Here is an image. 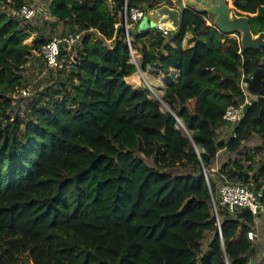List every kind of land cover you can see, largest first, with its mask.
I'll return each mask as SVG.
<instances>
[{"label":"trees","instance_id":"obj_1","mask_svg":"<svg viewBox=\"0 0 264 264\" xmlns=\"http://www.w3.org/2000/svg\"><path fill=\"white\" fill-rule=\"evenodd\" d=\"M46 2L51 31L87 32L74 53L63 44L56 68L35 57L45 76L17 99L31 83L29 60L53 37L26 43L36 16L18 11L38 6L0 0V264H264L248 237L264 211L231 210L219 191L227 181L264 186V87L240 121L224 118L250 100L240 81L260 67L264 46L243 50L238 32L223 34L194 9L168 35L138 23L131 46L146 80L136 89L116 27L123 0ZM166 3L128 0V16ZM229 3L255 35L264 31V0Z\"/></svg>","mask_w":264,"mask_h":264},{"label":"water","instance_id":"obj_2","mask_svg":"<svg viewBox=\"0 0 264 264\" xmlns=\"http://www.w3.org/2000/svg\"><path fill=\"white\" fill-rule=\"evenodd\" d=\"M186 9H194L198 12L212 15L213 23H211V25L215 26L223 34L231 35L240 32L242 34L241 46L243 50L261 49L264 46V31L255 35L251 29L250 19L247 16L237 15L233 6L229 3V0H214L209 4H198L193 0H178L175 2L174 6L164 4L148 10L147 14L139 22L138 32L156 29L158 25H162L170 32H176L179 29L181 18ZM120 27L124 31L127 30L126 23H123ZM130 31L134 30L130 29ZM133 63L137 66V70L140 71L143 80H146L139 63ZM240 83L250 99V101L244 105L243 113L245 114L251 101H257L262 96L264 87V57L260 62V67L256 69L254 74L245 76ZM167 108L169 109L168 106ZM194 145L198 151L197 145L195 143ZM257 199L260 203L264 202V186L258 193ZM213 205L216 215L218 216L214 198ZM218 225L221 232L220 223H218ZM222 242L224 245L223 240ZM251 264L257 263L255 260H252Z\"/></svg>","mask_w":264,"mask_h":264},{"label":"built area","instance_id":"obj_3","mask_svg":"<svg viewBox=\"0 0 264 264\" xmlns=\"http://www.w3.org/2000/svg\"><path fill=\"white\" fill-rule=\"evenodd\" d=\"M127 1L128 0H123L124 2V14L123 15L125 17L128 16ZM148 10L149 9L147 8L133 7L131 8L129 16H128V21L130 17L132 22L127 23V20H125L126 25H127V30L125 31V34H126L127 41L132 51V55L134 57H135V54H134L135 50L131 46L130 29L133 28L136 24H138L143 19V17L147 14ZM40 13L41 11L39 7H35L34 5H31L28 3L24 4L18 11V14L25 19H32L33 17L38 16ZM49 15L51 14L49 13ZM119 25H122V23L120 24L118 23L116 27L118 28ZM156 29L163 31L166 35H168L169 33H173L165 29L162 25H158ZM86 32L87 30L82 31V32L71 31L64 38L54 37L53 39L48 41L46 44H44L40 50V54L43 55V58L45 62L47 63V65L53 68L60 66L59 58H60L61 47L63 46V44H66L68 50L74 53L75 46H77V44L82 41L83 36ZM89 32L92 33L90 35H94L95 37L104 39L105 43H108V44H113L114 39H116V37L112 39H106L101 34V32H99L98 30L94 28H91ZM238 39L241 43L240 37H238ZM244 77L245 76H243L242 79ZM22 92L27 95L29 93V89H24ZM243 108H244V105H241L239 107L230 106L227 109L224 118L228 122H231V123L240 121L241 118L244 116ZM219 191H220V197H221L222 203L224 205H227L231 210L234 209L235 207H242V208L249 209L254 215H258L260 212L264 211V203H260L257 199L258 193H256L254 190L250 189L248 186L240 182L227 181L220 186ZM256 235L257 234L254 230H250L248 232V237L250 239H254Z\"/></svg>","mask_w":264,"mask_h":264},{"label":"rangeland","instance_id":"obj_4","mask_svg":"<svg viewBox=\"0 0 264 264\" xmlns=\"http://www.w3.org/2000/svg\"><path fill=\"white\" fill-rule=\"evenodd\" d=\"M36 5L39 7L41 13L36 16V18L31 21V26L34 27V30H31V35L28 39H26V43L28 44H34L35 39L42 35L45 38H50V37H58V38H64L63 36V32L65 31L66 33L68 32L67 27L65 26L64 23H59L57 25V27L54 29V31H51L53 28V24L55 21V17H53L52 15H49L48 13V6H47V2L46 0H33ZM178 0H174V4L175 2ZM196 3H201V4H209L211 1L214 0H193ZM167 4V3H166ZM174 6V5H173ZM212 15L208 17L209 22L213 23V19H212ZM125 20L128 21V16L125 17L123 15V19L121 20V23H126ZM46 21L48 23H46ZM237 37H240L242 34L240 32H238ZM135 57L133 56L132 58V62H137L139 63V58H140V54L135 50L134 51ZM40 53H36V56H34L33 58H31L26 66V75L28 77L29 80H31V83L29 84L28 88L30 89V93L28 95L24 94L22 91H19L18 93H16L14 95V98L19 99L21 96H25V97H29L33 94V86L38 83V80L43 78L45 76V74L41 73L39 71V64L36 61V58H39ZM137 74L140 75V77L138 76V80L139 78H142V75L140 73L139 70H137L136 72ZM135 73V74H136ZM130 85H132L130 82H128ZM134 87V86H133ZM161 96V93L158 92H154V94L152 95V97L154 98H159ZM15 103V102H14ZM27 103V100H23L22 104ZM164 107L165 109H167V105L166 103H164ZM261 157L264 158V153H261ZM254 231L257 234V237H255V242L258 243L259 246V253L257 254V259L258 261H260L263 258V250H264V212L260 215V217L257 219V223L255 225V229ZM239 240V239H238ZM236 242V240H235Z\"/></svg>","mask_w":264,"mask_h":264},{"label":"crops","instance_id":"obj_5","mask_svg":"<svg viewBox=\"0 0 264 264\" xmlns=\"http://www.w3.org/2000/svg\"><path fill=\"white\" fill-rule=\"evenodd\" d=\"M194 43H195L194 37H193V35H192L191 33H189V34L187 35V37L185 38V40H184V47H185V48L190 47V46H192ZM133 75H134V74H133ZM138 76H139V75H138ZM139 77H140V76H139ZM142 80H143V79L139 78V80H135V81H133L131 84H132V86H134V88L137 89V88L140 86Z\"/></svg>","mask_w":264,"mask_h":264},{"label":"bare ground","instance_id":"obj_6","mask_svg":"<svg viewBox=\"0 0 264 264\" xmlns=\"http://www.w3.org/2000/svg\"><path fill=\"white\" fill-rule=\"evenodd\" d=\"M139 75V74H138ZM140 76V75H139Z\"/></svg>","mask_w":264,"mask_h":264}]
</instances>
